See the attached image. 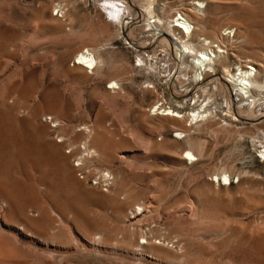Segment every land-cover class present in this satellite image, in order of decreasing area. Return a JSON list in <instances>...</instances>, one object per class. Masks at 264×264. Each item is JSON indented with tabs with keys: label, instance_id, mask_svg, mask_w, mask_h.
Segmentation results:
<instances>
[{
	"label": "rangeland",
	"instance_id": "rangeland-1",
	"mask_svg": "<svg viewBox=\"0 0 264 264\" xmlns=\"http://www.w3.org/2000/svg\"><path fill=\"white\" fill-rule=\"evenodd\" d=\"M104 1L0 0V36L9 29L11 36L10 40L7 39L9 36H2L0 40V89L1 92L5 89V93L9 87L13 88L6 95L0 92V182L3 181L11 189L10 194L18 205L28 208L34 197L35 178L31 166L41 145L38 138L44 134L52 143H63V151L68 152L82 147V137L78 140L75 138L82 126L87 124L90 133L85 141L96 139L99 142L100 157L86 163V168L84 166L81 173H76L77 184L74 186L67 184L64 175L52 161L54 163H50L49 171L56 177L59 186L58 189L52 187L50 193L52 196L55 194L53 197L62 196L61 199L71 198L75 203L76 199L79 204H76V210L80 208L89 219L93 233L112 239L110 242L113 246L84 251L81 246H75L74 238L71 242V227L63 223L60 233L71 250L68 253L63 250L53 252L55 249L52 246L45 247L40 242L38 244L21 237L15 228H7V217L2 218L0 215V245H5L6 249L10 246L14 251L11 250L14 257L12 261H0V264H45L42 259L50 260L53 253L54 264H181V259L190 264H264V100L253 105L251 110L248 109L249 113H244L250 117L253 114L251 118H239L238 105L232 103L236 97L230 96L231 88L222 93L218 85V89L214 88L215 84L210 79L177 84L174 79L179 66L172 56L173 51L148 31L144 18L141 21L138 17V9L142 11L138 4L142 0H119L128 4L130 9L129 12L125 11L121 23L119 19L108 15ZM205 1L208 5L203 14L205 34L212 36L220 31L222 33L226 28H236V38L231 40L234 46L229 41L226 48L228 55L242 64L253 63L254 68L259 66L264 70V0ZM166 2L169 3L166 0L155 3V12L170 18L172 8L165 7ZM57 4L63 6L61 12L55 8ZM169 5L172 7L173 4ZM160 6L165 7L162 13ZM89 46H98L95 49H100V55L106 63L101 66V70L98 69L100 73L97 71L96 75L90 76L87 70L82 80L65 75L74 68L75 53ZM231 49L232 52H229ZM229 67L235 69L234 66ZM182 73L189 77L194 75L189 69ZM11 76L12 81L16 79L12 86ZM102 76L105 77L102 79ZM110 78L121 79L122 83L120 94L111 97L106 91V81ZM1 95L3 99L6 98L5 101ZM209 97L215 117L205 122H191L189 125V122L150 116L152 113L148 112L157 101L174 108L182 105V110L188 112L198 104V99ZM105 98L107 101L111 98L109 103ZM10 99H13L12 102ZM24 99L29 100L25 103ZM2 100L4 103H1ZM5 103L7 107H4ZM58 116H62L61 125ZM235 117L239 121H235ZM43 118H47V122ZM89 123L93 126L90 127ZM55 126H58V130L62 129V133L56 131ZM72 129H75L73 135ZM176 132L183 135L178 138ZM48 133H52V136ZM72 140L76 144L75 148ZM188 147L198 157L193 164L190 160L180 159L185 157L184 152ZM71 160L72 165H75L76 159ZM223 169H227L232 177L228 186L219 187L218 182L214 178L210 179V176ZM106 173L110 176L107 177L110 180L107 184L102 180V175L107 176ZM138 205L145 207L143 219L141 216L130 219L132 210ZM194 207L198 214L196 218H206L204 225L198 226L193 221L195 218L191 213L195 211ZM29 209L31 215H37L33 209ZM53 217L57 221L56 215ZM56 223L47 224L44 228L26 229L32 236L42 232L50 238L59 233L58 228L54 227ZM131 229L138 234L137 238L140 233L151 237V245L155 243V246L152 245L153 253L146 250L139 256L141 259H134L122 253L117 245L114 246L113 242L122 240ZM9 233L18 240L19 246ZM138 241L141 243L144 239ZM31 255H34V259Z\"/></svg>",
	"mask_w": 264,
	"mask_h": 264
},
{
	"label": "bare ground",
	"instance_id": "bare-ground-1",
	"mask_svg": "<svg viewBox=\"0 0 264 264\" xmlns=\"http://www.w3.org/2000/svg\"><path fill=\"white\" fill-rule=\"evenodd\" d=\"M136 2H140L138 0H135ZM159 0H142V2H140L138 5L140 6V8L142 9L139 10L138 9V17L144 18L145 23H146V27L148 28V31H150L153 35L157 36V39H160L161 42H163V44L165 43L170 49L171 51H173L172 56L173 58L177 61L178 63V75L177 77L174 79V81L177 84H182V83H186V82H191V80H196L200 79L201 82H204L207 79H210V82H212L214 85V88L216 89L218 85L220 87V91L223 93L225 90H227V88H231L230 89V96H234L236 97V99H232V103H235L238 105L239 108V118H242L244 116H249L247 114L244 113H249L247 110L248 109H252L253 105L258 104V102L260 100H264V70H262V68L255 67L253 63H245L242 64L240 61L235 60V59H231V57L228 55L226 48L228 46L229 41L232 42L234 41V37H235V33H236V28L233 27H229L226 28L225 30H223V32L221 33L218 32L212 36H207L205 34V27H204V19H203V14L207 8V2L205 0H166L169 3L166 2V6L165 7H170L172 8L171 11L172 13L170 14V18L168 17H164V16H159L158 14H156L155 12V3L157 4ZM190 1V3L188 4L187 2ZM118 4H117V3ZM105 3V9L108 13V15L110 17H114L119 19V23H121V20L123 19V15L125 13V11L129 12L130 9L128 7V4H124L123 2L119 1V0H106L104 1ZM173 4L172 7L169 4ZM121 4V5H119ZM159 5V4H158ZM58 8V12H61L63 9V6L61 4H57L55 6V8ZM165 7L160 6L161 9V13L165 11ZM170 11V10H169ZM57 12V13H58ZM62 15V14H60ZM163 15V14H162ZM57 16V15H56ZM61 17V16H60ZM59 26V25H58ZM8 30V28H7ZM10 30V29H9ZM8 30V31H9ZM59 30V29H58ZM233 31L232 35L231 32ZM5 31L3 33L2 36L6 37L9 36L10 32ZM62 31V30H61ZM147 31V30H146ZM147 31V32H148ZM149 32V33H150ZM14 33H17L14 32ZM19 33V32H18ZM2 36H0V40L2 39ZM17 36V35H16ZM65 36V35H64ZM9 36L7 39L10 40ZM13 38V37H12ZM236 38V37H235ZM4 39V38H3ZM6 39V38H5ZM232 40V41H231ZM6 41V40H5ZM4 41V42H5ZM2 42V41H1ZM233 46H234V42ZM34 44V43H33ZM62 44V43H61ZM230 44V43H229ZM232 45V44H231ZM28 46V45H27ZM92 46V45H91ZM86 47V48H82L81 50H78L75 55H74V61H73V69L76 70H71L69 69L65 75L67 76H72L77 78V79H81L84 77V73H87V70L89 71L87 74L88 75H96V73H98L101 70V66L106 63H104L103 61V57L100 55V49H95L98 48L97 47ZM94 46V45H93ZM230 47V46H229ZM234 48V47H232ZM235 50V49H234ZM229 52H232L229 50ZM29 53V52H28ZM235 53V52H234ZM15 54V53H14ZM233 54V53H232ZM237 58V57H236ZM264 60V59H263ZM106 62V61H105ZM251 62V61H250ZM257 63V62H256ZM254 63V64H256ZM103 65V66H104ZM257 65V64H256ZM259 65V64H258ZM229 66H234L235 69L229 67ZM6 67V66H5ZM18 67V66H17ZM21 69V68H20ZM28 69V68H27ZM100 69V70H98ZM189 69L192 73H194L193 76L189 77L188 74H183V70ZM264 69V68H263ZM16 70V69H15ZM36 71V70H35ZM98 71V72H97ZM29 72V71H28ZM14 73V72H13ZM18 73V72H15ZM26 73V71H25ZM33 73V72H32ZM31 73V74H32ZM37 73V72H36ZM100 73V72H99ZM2 75V74H1ZM0 75V76H1ZM17 75V74H15ZM13 75V76H15ZM20 75V74H19ZM18 75V76H19ZM22 76V75H20ZM35 77V75H34ZM65 77V76H64ZM89 77V76H88ZM105 76H102V79ZM4 78V75H3ZM6 78H8V76H6ZM11 78L12 81V76L9 77V79ZM14 78V77H13ZM17 78V77H16ZM31 78V77H29ZM36 78V77H35ZM71 78V77H70ZM2 79V78H1ZM101 79V81H103ZM22 80V79H21ZM20 80V81H21ZM33 80V78H32ZM82 80V79H81ZM121 80V79H120ZM119 79L117 78H110L106 81V85H108V87H106V91L108 92L109 96L111 97V95L114 94H120V92L122 91V83ZM10 81V80H9ZM8 81V82H9ZM30 81V79H29ZM28 81V82H29ZM34 81V80H33ZM100 81V82H101ZM7 82V83H8ZM14 82V83H13ZM16 79L15 81H12L11 86L14 84L15 85ZM99 82V83H100ZM102 83V82H101ZM10 84H8V86H10ZM39 84V83H38ZM4 85V84H3ZM20 85V82L19 84ZM23 85V84H21ZM28 85V84H27ZM33 85V84H32ZM41 85V84H40ZM176 85V84H175ZM2 86V85H1ZM31 86V85H28ZM5 88V85L3 86ZM14 87V86H13ZM16 87V86H15ZM26 87V86H25ZM42 87V86H41ZM13 90L12 87H9L7 90L12 91ZM17 88V87H16ZM15 90L17 91L18 89ZM18 88H20L18 86ZM40 88V87H39ZM71 88V87H70ZM153 88V87H152ZM28 89V87H27ZM154 89V88H153ZM218 89V88H217ZM34 90V89H33ZM42 90H46V89H42ZM5 91V89H4ZM4 91L0 92L1 94L4 93ZM7 91V92H9ZM37 91V89H36ZM48 91V90H47ZM4 93V95H6V93ZM30 92V90H29ZM32 92V91H31ZM38 92V91H37ZM75 92V91H74ZM73 92V93H74ZM232 92H234V95H232ZM17 93H19L17 91ZM16 93V94H17ZM27 93V91L25 92V94ZM33 93V92H32ZM36 93V92H35ZM40 93V92H38ZM9 94V93H8ZM7 94V102L8 100V95ZM15 94V95H16ZM45 94V93H44ZM49 94V93H48ZM99 94V93H98ZM123 94V92H122ZM121 94V95H122ZM24 95V94H23ZM22 95V97H23ZM97 95V93H96ZM107 95V94H105ZM104 95V96H105ZM2 96V95H1ZM11 96V95H10ZM19 96V95H18ZM27 94L24 96L26 98ZM33 96V95H32ZM47 96V94H46ZM102 96V97H104ZM6 97V96H5ZM16 97V96H15ZM23 97V98H24ZM43 97V96H42ZM101 97V99H102ZM108 97V95H107ZM106 97V98H107ZM126 97V96H125ZM4 97L2 96L1 99H3ZM10 98V97H9ZM30 98V97H29ZM32 98V97H31ZM38 98V96H37ZM96 98V96H95ZM105 98V100H106ZM109 98V97H108ZM114 98V97H113ZM117 98L118 95H117ZM15 100V98H13ZM12 99V100H13ZM111 99V98H110ZM109 99V100H110ZM123 99V98H122ZM230 99V98H229ZM4 101L6 100L3 99ZM2 100V101H3ZM11 100V99H10ZM12 100L10 102H12ZM23 100V99H22ZM25 100V99H24ZM29 100V99H28ZM27 99L24 101L25 103L28 101ZM108 100V101H109ZM209 98H203L202 100L198 99L197 101V105L193 108L190 109V111H183L182 110V105H178L176 106V108L171 107V106H166L163 103H159L158 101L155 102L154 105H152L149 109V114L152 113L150 116H160V117H165L168 119H172L175 121H184L185 123L189 122L191 125V122H205L208 120H211L215 117L214 115V111L211 105V102L209 101ZM1 102V103H4ZM104 101V99H103ZM107 101V100H106ZM107 101V103H109ZM9 102V103H10ZM23 102V103H24ZM51 102V101H50ZM57 102V101H56ZM17 103V101L15 102ZM14 103V105H15ZM62 103V101H61ZM35 104V103H34ZM39 104V103H38ZM64 104V103H63ZM4 105V104H3ZM7 104L5 103L4 107ZM45 105V102H44ZM29 106V105H28ZM36 106V105H35ZM43 105H39V107ZM49 106V105H48ZM47 106V108H49ZM103 106V105H102ZM30 107V106H29ZM33 107V106H32ZM31 107V110H32ZM41 107V108H42ZM58 107V106H57ZM110 107V106H109ZM12 108V107H11ZM27 108V107H26ZM46 108V107H45ZM61 108V107H60ZM9 109V108H8ZM3 110V109H2ZM27 110V109H26ZM30 110V108H29ZM56 110V109H55ZM106 110V109H105ZM17 111V110H16ZM36 111V110H35ZM32 111V112H35ZM58 110H56L57 112ZM22 112V111H21ZM30 112V111H29ZM37 112V111H36ZM40 112V111H39ZM44 112V110L42 111ZM65 112V111H64ZM28 113V111H27ZM55 113V111H54ZM58 114L60 113L59 111L57 112ZM71 113V111H70ZM31 114V113H30ZM43 114V113H42ZM63 115V114H62ZM232 115V114H231ZM253 116V114H250ZM18 116V115H17ZM36 115H34L35 117ZM45 116V115H44ZM251 116V117H252ZM29 117V116H28ZM31 117V115H30ZM48 117V116H46ZM56 117V116H55ZM60 117L59 124L61 125L60 121L62 116H58ZM71 117V116H70ZM233 117V116H232ZM249 116V118H251ZM37 118V116H36ZM66 118V117H65ZM1 119V117H0ZM30 119V118H27ZM40 119V118H39ZM68 119V118H67ZM35 120V118L33 119ZM37 120V119H36ZM35 120V121H36ZM41 120V119H40ZM43 120H45V118H43ZM47 120V118H46ZM45 120V121H46ZM257 120V119H255ZM26 121V120H25ZM53 121V120H50ZM235 121H239L238 117H235ZM7 122V121H6ZM47 122V121H46ZM56 122V121H55ZM33 123H35L33 121ZM37 123V121H36ZM52 123V122H51ZM176 123V122H175ZM19 124V123H18ZM25 124V123H24ZM41 124H43L41 122ZM50 124V123H49ZM54 124V123H53ZM90 124V123H89ZM180 124V123H179ZM258 124V123H257ZM256 124V125H257ZM36 125V124H34ZM39 125V124H38ZM59 125V126H60ZM85 125V124H84ZM254 125V126H256ZM2 126V125H1ZM6 126V124H5ZM29 126V125H28ZM33 126V125H32ZM49 127V125H47ZM52 126V125H51ZM93 125L90 124V127H92ZM40 127V126H39ZM47 127V130H48ZM58 126H55L54 129H56ZM81 127V126H80ZM83 128L80 130V132L77 134L75 139H82L84 140V143L79 141V143H82V147L78 148V149H72L68 152H65L63 150L64 148V144L61 143L62 141H60L58 145V141L57 143H52L50 140H48V138L46 137V135L43 134L42 137L38 138L41 141H39V143L41 142V145L39 147V149L37 150L36 154H35V161L32 167V172L34 175V185H33V189H34V197L30 203V201L28 203L29 206L28 208L33 209L36 212V216L31 215L30 212L27 210L28 208H26V206L24 205H18L14 198L12 197V195L10 194V190L7 188V186H5L2 182H0V215L7 217V222L5 224V222H3V224H5V226L7 228H15V231L24 238H29L31 239V241L34 242H39L42 243L45 247L48 246H52L53 249L57 250H53V252H59V251H66L67 253L69 252V249L71 248V246H67V242H64L63 240V234L60 233L61 229L60 227L63 226L62 224L65 223V225H68V227L71 228H76L75 230L71 229V234H72V238L69 236L70 235V231H68L67 233H69V235L66 234V236L70 237L71 242L73 241L74 238V242H75V246L79 247L81 246L82 249H84V251L86 250H95V248L101 247V246H105V247H111L113 246L110 242V240L112 239H108L105 235H101L99 233H93L94 231L91 230L92 226L91 223L89 221V219H87V217L83 214L82 211H80V208H77L76 210V206L79 205L77 204V200L75 199L76 203L73 201V199L70 200L65 197L66 199H61L63 198L62 196H58V197H53L51 195V189L52 187H54L55 189H58V182L56 181V177H54L53 175L50 174L49 168H50V163L52 161L55 162L57 169L62 172V174L65 177V180L67 182V184L69 186H74V184H77V177H76V173L78 171H80L84 168H86V163L91 162L93 160H95V158L100 157L99 153H100V148L98 146V143L96 142V139H91V140H87L85 141L86 137L89 135L90 131L88 130L89 128H87V124L85 126H82ZM89 127V126H88ZM172 127V126H171ZM1 128V127H0ZM4 128V126H3ZM38 128V126L36 127ZM35 128V129H36ZM69 128V127H68ZM71 128V127H70ZM183 128V127H182ZM53 129V131H55ZM64 129H66L64 127ZM30 130V129H29ZM46 130V132H47ZM50 130V128H49ZM62 129L57 130L56 131H61ZM75 130V129H74ZM72 129V135H73V131ZM51 131V130H50ZM52 131V133H53ZM64 131V130H63ZM77 131V130H76ZM4 132V131H3ZM28 132V130H27ZM35 132V131H34ZM42 132H44V130H42ZM59 132V134H60ZM24 133V132H23ZM37 133V132H36ZM51 133V134H52ZM75 133V132H74ZM29 134V133H28ZM46 134V133H45ZM51 134L48 133V135L52 136ZM93 134V133H92ZM1 135V134H0ZM24 135V134H23ZM41 134H38V136ZM57 135V134H56ZM65 135V134H64ZM91 135V134H90ZM181 135H183V133L181 132H176V137L180 138ZM37 136V135H36ZM35 133H34V137ZM25 137V136H24ZM31 137V136H30ZM49 137V136H48ZM65 137V136H64ZM84 137V138H83ZM91 136H89L90 138ZM183 137V136H182ZM29 138V137H27ZM57 138V137H56ZM62 138V137H61ZM70 138L67 137V139ZM105 138V137H104ZM163 138V137H162ZM2 139V138H1ZM25 139V138H24ZM32 139V138H31ZM66 139V140H67ZM157 139V137H156ZM6 140V139H5ZM29 140V139H28ZM57 140V139H55ZM69 140V139H68ZM139 140V139H138ZM163 140V139H162ZM160 140V141H162ZM65 141V140H64ZM74 142V140H72ZM71 141V142H72ZM100 141V140H99ZM141 141V140H140ZM150 141V140H149ZM69 142V141H68ZM163 142V141H162ZM25 143V142H24ZM102 143V142H101ZM100 143V144H101ZM145 143V142H144ZM149 144V142H147ZM156 144V142H154ZM153 143V144H154ZM166 143V142H164ZM163 143V144H164ZM78 144V143H77ZM152 144V145H153ZM158 144V143H157ZM161 144V143H160ZM35 145V144H34ZM70 145V144H69ZM68 145V147H69ZM75 142H74V148H75ZM30 146V145H29ZM39 146V145H38ZM67 146V144H66ZM65 146V147H66ZM141 146V145H140ZM160 145H158L159 147ZM70 147V148H73ZM78 147V145H77ZM76 147V148H77ZM154 147V146H152ZM151 147V148H152ZM191 147V146H190ZM69 148V149H70ZM150 148V147H149ZM160 148V147H159ZM32 150V148H31ZM156 150V149H155ZM154 150V151H155ZM158 150V148H157ZM9 151V150H8ZM24 151V150H23ZM149 151V150H147ZM109 152V151H108ZM30 153V152H29ZM68 153V154H66ZM185 153V157L180 158L181 160H190L192 161L191 164H193V162L197 161L196 155L192 152V150L188 147V149L184 152ZM3 154V153H2ZM21 154V153H20ZM102 154V153H101ZM9 155V153H8ZM29 155V154H28ZM182 155V153L180 154ZM262 155L264 156V152L262 153ZM79 157V158H78ZM102 157V156H101ZM1 158V157H0ZM71 159H76V164L72 165ZM1 160V159H0ZM105 160V157H104ZM52 162V163H54ZM29 165V164H28ZM54 166V165H53ZM54 166V167H56ZM54 169V168H53ZM25 170V169H24ZM3 171V170H2ZM56 171V170H55ZM83 171V170H82ZM113 171V170H112ZM108 172V171H107ZM53 174V173H52ZM84 174V173H83ZM105 174V173H104ZM111 174V173H110ZM0 175H2V172H0ZM102 175V174H101ZM107 176H103L102 175V180L103 183L105 182L106 184L110 181L107 177L109 176L108 173H106ZM232 175V174H231ZM61 176V175H59ZM78 176V175H77ZM239 176V175H238ZM241 176V175H240ZM3 177V176H2ZM29 177V176H28ZM110 177V176H109ZM112 177V176H111ZM230 174L227 171V169H223V170H218L217 172L213 173L210 176V179H215L218 182L219 187L221 185H224L225 187L228 186L230 184ZM1 178V177H0ZM33 178V177H31ZM8 179V178H7ZM59 179V178H58ZM213 179V180H214ZM12 180V179H11ZM113 180V179H112ZM121 180V179H120ZM8 181V180H7ZM60 181V180H59ZM6 182V181H5ZM214 182V181H213ZM216 182V183H217ZM60 183V182H59ZM111 183H113V181H111ZM109 183V184H111ZM215 183V184H216ZM223 183V184H221ZM238 183V182H237ZM52 184V185H51ZM61 184V183H60ZM66 184V185H67ZM82 184V183H81ZM8 185V184H7ZM15 185V184H14ZM217 185V186H218ZM12 186V185H11ZM10 186V187H11ZM32 186V185H31ZM9 187V186H8ZM20 187V186H19ZM118 187V186H117ZM230 187V186H229ZM18 188V187H17ZM120 188V187H119ZM19 189V188H18ZM31 189V188H30ZM75 189V188H73ZM13 190V189H12ZM21 190V189H20ZM154 190V188H153ZM32 191V189H31ZM18 192V191H17ZM23 192V191H22ZM19 193V192H18ZM17 193V194H18ZM14 194V193H13ZM62 194V193H61ZM24 196V195H23ZM72 197V196H71ZM31 198V197H30ZM27 203V204H28ZM77 204V205H76ZM127 204V203H126ZM130 204V203H129ZM192 204V203H191ZM194 204V203H193ZM195 206V205H194ZM79 207V206H78ZM127 207V206H126ZM136 208L132 210V217H130V219H136L138 217L144 216L145 214V210L143 208V206L138 205L135 206ZM149 207V206H148ZM191 207V206H189ZM193 207V205H192ZM191 207V208H192ZM75 208V209H74ZM197 208V207H196ZM29 209V210H30ZM188 209V208H187ZM193 209V208H192ZM195 209V207H194ZM199 209V208H198ZM33 210H31L33 213ZM186 210V209H185ZM203 210V208H202ZM86 212V211H85ZM149 212V211H148ZM180 212V211H179ZM191 212V211H190ZM201 212V211H200ZM87 213V212H86ZM121 213V212H120ZM147 213V212H146ZM196 209L195 211L192 210V216H194L195 219L197 220H193L195 221V223L199 224H203L204 225V220H206V218L203 217L204 220H202V217H198V214H196ZM203 213V212H202ZM124 214V213H123ZM129 214V213H128ZM53 215H56L57 221H54V217ZM202 215V214H201ZM88 216V215H87ZM149 216V215H148ZM151 216V215H150ZM174 216V215H173ZM146 217V216H145ZM191 217V216H190ZM206 217V216H205ZM90 218V217H89ZM124 218V217H123ZM140 218V219H141ZM175 218V216H174ZM179 218V217H178ZM192 218V217H191ZM210 218V217H209ZM143 219V218H142ZM185 219V218H184ZM187 219V218H186ZM190 219V218H189ZM211 219V218H210ZM126 220V219H124ZM139 220V219H138ZM137 220V222H138ZM159 220V219H158ZM171 220V219H169ZM179 220V219H178ZM192 220V219H191ZM190 220V221H191ZM209 220V219H208ZM207 220V221H208ZM214 220V219H213ZM129 221V220H128ZM144 221V220H142ZM167 221V220H166ZM173 221V220H172ZM186 221V220H185ZM57 222L56 225H54L55 228H58L57 231L59 233L53 234L50 238L45 237L44 234H42V232H35L36 236H32L31 233L29 234L26 228H44L47 224L50 223H54ZM93 222V221H92ZM136 222V223H137ZM176 222V221H175ZM127 223V222H126ZM135 223V222H134ZM140 223V222H139ZM168 223V221H167ZM170 223V222H169ZM180 223V222H179ZM182 223V222H181ZM194 223V222H193ZM191 223V224H193ZM210 223V222H209ZM124 224V223H123ZM132 224V223H131ZM155 224V223H154ZM174 224V222H173ZM184 224V223H183ZM206 224V222H205ZM139 225V224H138ZM172 225V224H171ZM209 225V224H208ZM133 226V225H132ZM137 227V225H135ZM147 226V225H146ZM180 226V225H178ZM184 226V225H183ZM202 225H200V228ZM141 227V226H140ZM182 227V225H181ZM211 227V226H209ZM1 228V227H0ZM47 228V227H46ZM53 228V227H52ZM65 228V227H64ZM189 228V227H188ZM203 228H206L205 226ZM208 228V226H207ZM124 229V228H123ZM139 229V228H138ZM199 229V228H198ZM63 230V228H62ZM66 230V229H65ZM136 230V229H135ZM188 230V229H187ZM64 231V230H63ZM120 231V230H119ZM126 231V230H124ZM139 231V230H138ZM141 231V229H140ZM147 231V230H146ZM97 232V231H96ZM107 232V231H106ZM121 232V231H120ZM149 232V230H148ZM8 233V232H7ZM104 233V232H103ZM190 233V232H189ZM1 234V232H0ZM3 234V233H2ZM34 234V233H33ZM107 234V233H106ZM123 234V232H122ZM150 234V233H149ZM5 236L7 234H4ZM11 234L9 233V236ZM47 235V234H46ZM109 235V234H108ZM115 235V234H114ZM123 235H126V233L124 232ZM14 237V235H11V237ZM118 236V235H117ZM122 236V235H121ZM4 237V236H3ZM8 237V236H7ZM17 237V236H16ZM119 237V236H118ZM116 237V239L118 238ZM124 237H126L124 239ZM122 237V240L120 241H115L113 242L114 246L117 245V247H119L122 250V253H126L128 255H131L134 259L136 257H139L142 255L143 251H149L151 250L152 252V245L155 246L153 243L151 245V237L148 235L147 238L145 236V234H139V238L138 234L133 231L131 229V231H129V234ZM10 238V237H9ZM15 238V237H14ZM18 238V237H17ZM65 238V237H64ZM154 238V237H153ZM16 239V238H15ZM67 239V238H66ZM138 239H144V242L139 243ZM151 239V240H150ZM155 239V238H154ZM8 240V239H7ZM69 240V241H70ZM184 240V239H183ZM18 240L16 239V242ZM63 241V242H62ZM153 241V240H152ZM6 242V241H5ZM12 242V241H11ZM22 242V241H21ZM26 242V241H25ZM170 242V241H169ZM33 243V242H32ZM70 243V242H69ZM168 243V242H167ZM175 242H173L174 244ZM5 244V243H4ZM18 244V242H17ZM20 244V243H19ZM18 244V246H19ZM30 244V242H29ZM72 244V243H71ZM162 244V243H161ZM11 245V244H9ZM8 245V246H9ZM21 246V245H20ZM160 246V244H159ZM172 246V245H171ZM182 246V245H181ZM184 246V245H183ZM14 247V246H13ZM23 247V246H22ZM74 247V246H73ZM158 247V246H157ZM163 247V246H162ZM167 248V246H164ZM178 247V246H177ZM9 248V249H8ZM7 249L5 248V245L1 244L0 245V261L2 262H7L9 260H13L14 257L13 255V248L10 246ZM20 248V247H19ZM116 248V247H115ZM155 248V247H154ZM173 248V247H172ZM21 249V248H20ZM76 249V248H75ZM180 249V248H179ZM7 250H12L10 253V251ZM17 250V249H16ZM24 250V248H23ZM71 250V249H70ZM168 250V248H167ZM182 250V249H181ZM18 251V250H17ZM20 251V250H19ZM76 251V250H75ZM106 251V250H105ZM159 251V250H157ZM169 251V250H168ZM172 251V250H171ZM175 251V249H174ZM177 251V250H176ZM21 252H23L21 250ZM34 252V251H32ZM52 252V253H53ZM155 252V251H154ZM182 252V251H180ZM185 252V251H183ZM16 253V252H15ZM28 253V252H27ZM65 253V254H67ZM72 253V252H71ZM91 253V252H90ZM153 253V252H152ZM162 253V252H161ZM22 254V253H21ZM57 254H64V253H57ZM97 254V252H96ZM125 254V255H126ZM168 254V253H167ZM181 254V253H180ZM184 254V253H183ZM19 255V253H18ZM38 255V254H37ZM187 255V254H186ZM15 256V255H14ZM17 256V255H16ZM15 256V257H16ZM22 256V255H21ZM32 256V255H31ZM34 256V255H33ZM32 256V257H33ZM57 256V255H56ZM65 256V255H64ZM185 256V255H184ZM27 257V256H26ZM31 257V258H32ZM44 257V256H43ZM54 253L51 256V259L48 260L46 258L42 259L40 257V259H42L45 264H54ZM60 257V256H59ZM130 257V256H129ZM167 257V256H166ZM188 257V256H187ZM19 259H23L18 257ZM30 258V256H29ZM37 258V256H36ZM64 258V257H62ZM62 258H58L59 260ZM140 258V257H139ZM169 258V257H168ZM183 258V256H182ZM34 259V257H33ZM33 259H29V260H33ZM46 259V260H45ZM56 259V258H55ZM141 259V258H140ZM174 259V258H173ZM179 259V257H178ZM181 259V257H180ZM187 259V258H186ZM17 259H15L16 261ZM39 260V259H38ZM60 260V261H61ZM171 260V259H169ZM184 260V259H183ZM26 261V260H25ZM136 261H139V259H137ZM144 261V260H143ZM18 262V261H16ZM15 262V263H16ZM21 262V260H20ZM33 262V261H31ZM37 262V261H36ZM173 262V260H172ZM199 262V261H198ZM11 263V262H10ZM27 263H28V259H27ZM30 263V262H29ZM66 263V260H65ZM170 263V262H168ZM176 263V262H175ZM181 264H190L185 263L182 261L181 259ZM7 264V263H6ZM14 264V263H13ZM19 264V262L17 263ZM22 264V263H21ZM26 264V263H25ZM43 264V263H40ZM62 264V263H61ZM69 264V263H68ZM201 264V263H200Z\"/></svg>",
	"mask_w": 264,
	"mask_h": 264
}]
</instances>
